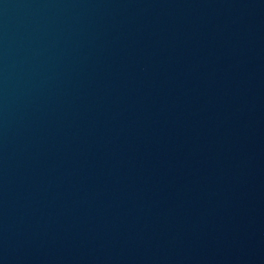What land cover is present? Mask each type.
<instances>
[{
	"label": "water",
	"instance_id": "1",
	"mask_svg": "<svg viewBox=\"0 0 264 264\" xmlns=\"http://www.w3.org/2000/svg\"><path fill=\"white\" fill-rule=\"evenodd\" d=\"M0 264H264V0H0Z\"/></svg>",
	"mask_w": 264,
	"mask_h": 264
}]
</instances>
